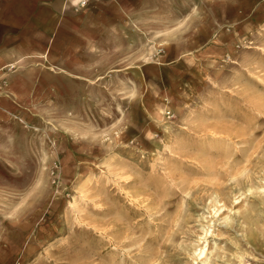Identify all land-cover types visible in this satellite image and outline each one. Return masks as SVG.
I'll return each instance as SVG.
<instances>
[{
  "label": "rangeland",
  "instance_id": "1",
  "mask_svg": "<svg viewBox=\"0 0 264 264\" xmlns=\"http://www.w3.org/2000/svg\"><path fill=\"white\" fill-rule=\"evenodd\" d=\"M46 1L0 0V264H264V0Z\"/></svg>",
  "mask_w": 264,
  "mask_h": 264
},
{
  "label": "crops",
  "instance_id": "2",
  "mask_svg": "<svg viewBox=\"0 0 264 264\" xmlns=\"http://www.w3.org/2000/svg\"><path fill=\"white\" fill-rule=\"evenodd\" d=\"M77 1L78 0H74V1L72 0V2H74V3L77 2ZM14 2H16V0H14ZM46 2L48 3L49 6H52L53 10L60 6L61 7V11H62V7H64V5L66 3H70V0H49V1H46ZM47 3H44V4L46 5ZM47 27H51V26L50 25L48 26V24H47ZM49 34H51V33H49ZM51 35H52V37L50 38V42L48 44L47 51L49 50L50 46L53 44L55 32H53V34H51ZM77 76H80V74H77Z\"/></svg>",
  "mask_w": 264,
  "mask_h": 264
}]
</instances>
